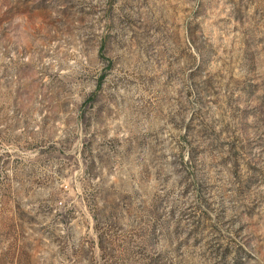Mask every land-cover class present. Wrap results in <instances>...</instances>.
Returning a JSON list of instances; mask_svg holds the SVG:
<instances>
[{"label": "rangeland", "instance_id": "374dc122", "mask_svg": "<svg viewBox=\"0 0 264 264\" xmlns=\"http://www.w3.org/2000/svg\"><path fill=\"white\" fill-rule=\"evenodd\" d=\"M0 264H264V0H0Z\"/></svg>", "mask_w": 264, "mask_h": 264}]
</instances>
